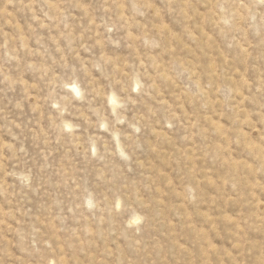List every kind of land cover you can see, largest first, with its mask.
Masks as SVG:
<instances>
[{"label": "rangeland", "instance_id": "1", "mask_svg": "<svg viewBox=\"0 0 264 264\" xmlns=\"http://www.w3.org/2000/svg\"><path fill=\"white\" fill-rule=\"evenodd\" d=\"M0 264H264V0H0Z\"/></svg>", "mask_w": 264, "mask_h": 264}]
</instances>
